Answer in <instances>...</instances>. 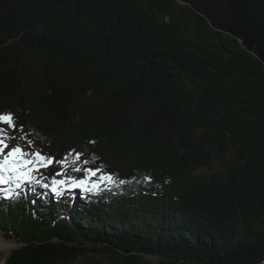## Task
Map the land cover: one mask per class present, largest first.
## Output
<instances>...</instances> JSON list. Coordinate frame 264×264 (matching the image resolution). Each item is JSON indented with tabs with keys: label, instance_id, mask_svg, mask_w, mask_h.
Masks as SVG:
<instances>
[{
	"label": "trees",
	"instance_id": "obj_1",
	"mask_svg": "<svg viewBox=\"0 0 264 264\" xmlns=\"http://www.w3.org/2000/svg\"><path fill=\"white\" fill-rule=\"evenodd\" d=\"M200 6L0 0V113L53 158L41 178L113 177L0 196L4 264H264V62L227 0Z\"/></svg>",
	"mask_w": 264,
	"mask_h": 264
},
{
	"label": "snow or ice",
	"instance_id": "obj_2",
	"mask_svg": "<svg viewBox=\"0 0 264 264\" xmlns=\"http://www.w3.org/2000/svg\"><path fill=\"white\" fill-rule=\"evenodd\" d=\"M0 125H7L12 130L16 129L13 115L11 113H0ZM13 137L6 138V131L3 127H0V185L14 184L16 188L21 187L26 183H39L33 175L36 171L37 165L47 167L54 161L53 158L45 157L40 152L30 153L24 151L21 146L16 145L10 147L9 141ZM7 150V151H6ZM80 154L77 153V156ZM35 156L36 160L30 157ZM87 163V161H85ZM79 171V169H74ZM97 171L91 168L87 169L90 176L95 177ZM101 180L112 182L113 177L111 175L102 176ZM123 183V181H121ZM65 184H70L73 188H82L85 191H92L99 187L98 183L89 185L88 180H75L69 178V180H52V191L60 195L59 188ZM44 187H48L47 184Z\"/></svg>",
	"mask_w": 264,
	"mask_h": 264
},
{
	"label": "rangeland",
	"instance_id": "obj_3",
	"mask_svg": "<svg viewBox=\"0 0 264 264\" xmlns=\"http://www.w3.org/2000/svg\"><path fill=\"white\" fill-rule=\"evenodd\" d=\"M187 1L189 2V4H191L196 9H200L201 8V6H200V0H187ZM216 1H220V0H213V2H216ZM213 23H214L215 26H217L219 28H223L224 29V28L227 27L225 18L221 14H219V12H214V14H213ZM0 127H3L5 129V131H6V138L7 137H13L9 141L10 147L19 145V146H21L22 149H24V151L30 152V153H35V151L31 148V146L25 140H22V139H19V138L15 137V135L13 134V130L11 128H9L7 125H0ZM30 158L33 159V160H36V157L35 156H32ZM42 167L43 166L37 165L36 171L33 172L34 177L36 178V180L39 181V183H30V184L29 183H26V184L22 185V188L28 187L29 185H36L37 188L42 189V190H45V191H48L51 194H53V196H55V197H57L59 199H61L60 198L61 197L60 195H62L63 192H67L68 194L69 193L72 194V193L76 192V193L80 194L81 192H84L85 191L82 188H73V187L70 186V184H65L64 186H62V187L59 188V191L61 192V194L60 195H57L56 192H53L52 191V184L49 186V184L47 182H45V179H46V181H48L49 178L48 177L41 178V168ZM222 170H223V166H222L221 161L216 160L211 167H208V166L202 167L198 171V174L199 175H203V176H211L212 174L220 173ZM93 178H92V176L89 175L85 180H88L89 181V185H91L93 183H98L99 184V187L102 184L108 183V181L101 180L100 178H98V179L95 178V177H93ZM45 184H47L48 187H44ZM13 188L14 189H6L8 191L6 193L9 194L10 191L15 190L16 189L15 185H14ZM97 189H94V190H92L90 192H94ZM62 200H63V203L68 204L65 199L62 198ZM68 210L69 209L67 208V206L66 207H63V214L64 215H68L69 214ZM0 240H2L4 243L8 244L9 246H13V249L11 251H5V252H1L0 253V264H4L5 261L7 260V258L13 252V250L16 249L20 245L18 244L17 241L10 240L7 237H5V233L3 231H0ZM97 258L99 259V263L100 264H119L117 262V260L112 255H107V256L98 255ZM148 259L150 260V262L152 264H155L156 263V260L154 258L148 257Z\"/></svg>",
	"mask_w": 264,
	"mask_h": 264
},
{
	"label": "water",
	"instance_id": "obj_4",
	"mask_svg": "<svg viewBox=\"0 0 264 264\" xmlns=\"http://www.w3.org/2000/svg\"><path fill=\"white\" fill-rule=\"evenodd\" d=\"M233 10L237 29H227L239 36L243 44L256 46V54L264 62V0H227ZM186 3L189 4L187 0Z\"/></svg>",
	"mask_w": 264,
	"mask_h": 264
},
{
	"label": "bare ground",
	"instance_id": "obj_5",
	"mask_svg": "<svg viewBox=\"0 0 264 264\" xmlns=\"http://www.w3.org/2000/svg\"><path fill=\"white\" fill-rule=\"evenodd\" d=\"M12 249H13V246H9L8 244L0 240V253L5 252V251H11Z\"/></svg>",
	"mask_w": 264,
	"mask_h": 264
}]
</instances>
